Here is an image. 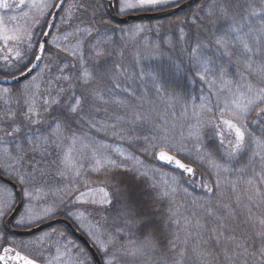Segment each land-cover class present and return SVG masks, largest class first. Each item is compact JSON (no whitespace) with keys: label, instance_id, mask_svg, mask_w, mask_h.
Listing matches in <instances>:
<instances>
[{"label":"snow or ice","instance_id":"snow-or-ice-1","mask_svg":"<svg viewBox=\"0 0 264 264\" xmlns=\"http://www.w3.org/2000/svg\"><path fill=\"white\" fill-rule=\"evenodd\" d=\"M182 3L183 0H114L113 5V0H109V6L116 7V14L125 16L130 11H167L179 8ZM66 4L67 0H0V58L3 60L0 73L5 79L10 76L17 82L21 79L25 81L19 89L25 105L23 118L32 124L44 123L41 107L44 112H50L56 106L63 113V119H56L49 124L51 131L47 135H37L40 130L36 129L35 133L21 141L17 139L21 127L11 123L16 119L12 108L18 103L12 101L13 88L0 87V101L5 105L0 121L9 122L8 128L0 126V264H52V260L45 255L47 249L43 245L53 235L57 237L58 243L60 237L65 241L62 244L63 253L60 247L56 248L55 259L59 260L63 255L68 257V264H97L94 255L76 244L64 230H57L51 224L48 225V230L41 227L58 215H65L72 220L76 229L89 238L100 253L102 264H115L117 257L124 258L125 264L129 258L137 264L143 259L147 264L151 260L150 254L159 248L156 238L158 224L155 219L158 213L151 205L133 199L135 188L140 184L150 189L155 202H167L169 205L166 214L170 224L175 226L171 239L168 240L169 250L177 251V241L181 240L180 232L183 231V244L187 245L190 237L199 238L192 251L201 259L202 264H210L206 258L212 256V252L201 246V242L202 245L208 244L207 240H203L206 226L194 211H189L183 203L178 202L177 194L181 190L187 193L186 188L181 189L180 181L183 176L192 178L197 174L192 163L207 164L214 169L217 176L215 183L219 188L222 183L219 176L230 171L220 161L237 159L253 149V155L264 161V155H261V151H264V0H246L243 5L238 0H211L203 15L199 12L191 14L192 23L203 29L207 36L202 38L199 34H194L189 37L191 51L188 52V61L195 69V77L208 87L216 100L213 104L209 97H202L201 104L193 106L192 118L195 123L188 126L187 136L181 133L179 140L170 134L165 125H152L150 134L137 135V125L151 123L149 114L140 110L143 105H134L131 100L118 97L109 101L105 99L103 92L97 90L98 82L104 80L113 83L114 88L121 89V83L116 80L127 70L111 61L113 52L108 48L113 43L115 33H125V30L113 27L101 32L94 22L83 28L77 25L69 31L66 26L73 19L72 9L78 11L82 5L73 3L65 7ZM234 5L242 7L243 12L235 11ZM33 9L38 15L29 14ZM96 9L102 10L103 5H95L94 16ZM17 10H20L17 15H9V12ZM205 17H216L210 20V30L203 24ZM40 18H44L43 22ZM48 18L59 19L61 27L49 24ZM184 22L186 21H181ZM99 23L110 25L111 21L101 16ZM52 29L57 33L55 37L52 36ZM147 30L144 26L137 25L128 29L127 33L140 34ZM179 32L183 42L188 34L182 27ZM82 36L93 38L88 45L87 58ZM69 37L75 38V44L69 42ZM168 43L170 47H174L170 39ZM154 47L159 50L158 44ZM182 50H186L183 44ZM156 54L154 52L152 55ZM119 55L122 56L123 52L120 51ZM69 57L70 60L67 59ZM45 60L48 63H44ZM53 61L58 62L59 74L54 80L50 78L44 81L42 73L52 70ZM170 61L174 74L187 79L189 69L185 63L171 58ZM42 63L44 66L40 73L33 75ZM229 68H234L245 82L237 84L229 76ZM145 75L158 84L155 69H141L140 76ZM253 80L260 83L253 84ZM42 82L47 85L44 92L48 98H44L41 93ZM123 91L133 100L142 99L130 90V86ZM157 91H163V86L158 84ZM37 97L40 99L39 105ZM88 100L112 103L123 114H108L105 110L109 120L94 121L82 114ZM187 112L185 107L183 115L187 116ZM253 113L255 119H250ZM65 121L80 127L82 132L84 124L97 132L107 133L110 129L111 136L129 145L141 144L137 149L141 155L151 157L162 166H173V170L179 175L166 173L162 167L145 165L140 156L122 145L99 141L87 132L83 135L71 132L65 126ZM251 124L259 126L260 136L252 132ZM34 135L36 139H33ZM5 136L12 139L5 140ZM205 136L209 138L208 145L204 144ZM185 141H195L194 152L187 148ZM25 143L28 148L24 147ZM213 145L214 150L209 151V146ZM30 153H38L40 160L34 159ZM53 156L55 159H48ZM185 160L190 162L186 163ZM49 164L54 167V175L65 182L64 188L56 189L57 193L71 196L72 203L76 205L101 209L120 205L118 215L123 226L112 231H101L100 226L92 223L85 212L79 209L63 211L60 207L64 203L63 195L59 196V203L56 200L49 202L45 192V177L53 175ZM240 171L244 172V169ZM252 172L253 175L242 182L247 186L245 194L248 201L258 208L264 203V165L260 172L255 169ZM89 173H96L97 179H88ZM241 179L238 177L237 181L225 180L223 183L235 190ZM148 181L151 183H147ZM200 186L206 187L209 192L213 191L208 184ZM39 200L43 203H34ZM236 203H241L239 196L236 197ZM191 204L196 206L198 201L193 199ZM199 207L203 205L200 204ZM223 208L226 210L223 216L214 212L211 207L206 209L210 217L214 216L220 222V229L226 228L224 221L235 214L230 205L224 204ZM248 213L251 220L250 207ZM256 220L260 227L256 232L261 240L260 246L250 250L246 243L238 241L234 235L225 237V240L235 244L236 249L242 250L229 255L228 248L224 247L227 260L232 262L236 257L242 259L243 264H249V261L251 264H264V218ZM10 222L13 228L29 229L32 238L18 239L16 233L9 228ZM256 226L253 224V227ZM34 229H39L41 234L37 235L32 231ZM211 231L217 233L218 229L212 228ZM223 236V231H219L215 236L217 244ZM186 250L180 248L174 264H181Z\"/></svg>","mask_w":264,"mask_h":264},{"label":"trees","instance_id":"trees-1","mask_svg":"<svg viewBox=\"0 0 264 264\" xmlns=\"http://www.w3.org/2000/svg\"><path fill=\"white\" fill-rule=\"evenodd\" d=\"M245 2L246 0H238L240 5H243ZM76 3L82 5V7L78 11L73 9V13H75L77 17L73 18L70 22L69 27L72 29L77 25L83 28L94 22L101 32L114 27L117 29L122 28L125 30V33H127L128 29L135 28L137 25L144 26L146 29H148L144 33L140 34H125L119 31L115 33L113 36V43L108 48L109 51L113 52L111 61L114 64L119 63L122 68L127 70V72L124 75L118 77L116 80L117 83H121V89L114 88L113 83L109 82L108 80H104L98 82L96 85L97 90L103 92L105 99L109 101L113 97H118L120 99L131 100V103L134 105H143L140 110L149 114L151 123L137 125L135 128L137 135L144 136L150 134L152 131V125H165L168 127L170 134L175 137V139L179 140L181 133H183L184 136H187L188 126L192 123H195V121L192 117L187 118L186 116L181 115L179 113L181 108L186 106L188 107V110L191 111L192 109L190 108H192L194 105L198 106L201 104L202 97H209L213 104L216 100L215 95L210 93L208 87L197 77H195V69L192 68L190 62L188 61V52L191 51V41L189 40V37L193 36L194 34H199L202 38H206L207 36V33L203 29L192 23L191 14L199 12L200 15H203L204 10L210 6L211 0H203L199 6L176 18L154 23L130 24L125 27L116 26L111 21L105 0H76ZM97 3L102 4L103 9H96V15L94 16L93 10ZM234 10L237 12H243L242 7H235V5ZM101 16H103V18L106 20H110L111 24L108 25L99 23ZM215 18L216 17H205L203 20L205 28L210 30L212 28L210 20ZM197 20H199V17H197ZM181 21L186 22L181 23ZM59 22L60 20H58L56 27H58ZM157 25L160 27L157 28ZM181 27L184 29L185 33L188 34L183 42L180 40L179 29ZM93 35H95V33H93ZM81 38L84 41V51L87 58L88 45L93 38L92 36H82ZM169 39L171 40V43L174 47L169 46ZM71 40V42L75 43V38L72 37ZM157 44L159 45V50L154 47ZM182 44L183 48L186 50H182ZM120 51L123 52L122 56L119 55ZM154 52L157 53L155 56L152 55ZM135 55H139L138 62L135 61ZM170 58L182 60L185 63L186 67L189 69L187 79H185L184 76H177L174 74L170 68ZM67 59L70 60L71 58L69 57ZM44 63H48V61L45 60ZM57 63L58 62L53 61L51 66L52 70L47 72V77L44 78V81H47L50 78L54 80V77L59 74L57 71ZM146 67L148 70H156L158 73V84L163 86V91L158 92V84L154 83L153 80L147 75L143 77L140 76L141 69ZM65 71L67 72V70ZM0 74L2 75V73ZM228 74L234 81H236L237 84H243L245 82L239 75H237L234 68H229ZM252 82L253 84L260 83L258 80H253ZM42 85L43 87H41V93L44 95V98H48L47 94L44 92V89L47 85L45 83ZM21 86L22 85L13 87L12 101L18 103H15V106L12 108V110L16 113L17 121H22L23 119L22 115L20 116V113L23 112H21L22 108L19 105L20 100H18L20 97L18 89H20ZM129 86L130 90L135 92L138 97H142L141 100H133L128 96V93L123 91V89L129 88ZM54 88L55 82L53 83V89ZM78 90L82 91V89ZM110 92L111 95L109 94ZM37 103L38 105L40 103L39 97H37ZM170 107L177 112L168 113V108L170 109ZM97 109H99V111H96ZM105 110L108 114H123V112L116 105L112 103L105 104L101 101L95 100H88L84 104V112L82 114L87 116L89 119H93L94 121L106 122L109 120V116L106 115ZM149 110H152V113H150ZM40 111L44 123L36 124L34 128H32V126H25L23 124L21 126V132L18 135L19 140L24 141L25 137L35 133L36 129L40 130L37 135H47L51 131V129L48 127L49 124H51L56 119H63V113L58 111L56 106H53L52 111L50 112H44L42 107L40 108ZM250 119H255V113H253ZM64 123L65 126L70 129L76 126L74 124H68L67 121ZM28 127H31V129L28 130ZM97 127H100V124H97ZM250 127L256 136H260V129L257 124H251ZM23 128L25 132L22 131ZM79 128L80 127H77V129ZM83 128L85 127L83 126ZM110 132L111 130L109 129L107 133L105 131H99L96 134H93L92 132L88 133L92 136H95V138L99 141H104L112 145H122L124 148L140 156V158L145 159V156L141 155L137 151V149L141 147V144L137 143L129 145L127 142L118 140L111 136ZM81 133L84 134V131ZM33 139H36L35 135L33 136ZM189 144L194 147L195 141H189ZM204 144H209V138L207 136L204 137ZM24 147L28 148L29 146L25 143ZM208 150H214V145L209 146ZM253 151H255V149L250 150L241 157L231 161H220L229 167L230 171L228 173H221L219 176V179L222 181L219 188H217L215 183L217 179V176L214 174L215 170L208 167L207 164L200 165L198 163H192V165L197 168V174L195 178L191 179L183 176L180 181L181 189L186 188L187 193H184L182 190L178 192V202L183 203L185 208L189 211H194L196 213V217L199 218L201 223L206 226L205 231H203V240H207L208 244L202 245L201 242V246L207 247L212 252V256L206 258L210 264H243V260L240 258L234 257L232 262L225 258L223 252L224 247L228 248L229 255H233L234 252L242 251L240 249H236L235 244L232 241L225 240V237L234 235L238 241L246 243L250 250H254L261 244L260 238L256 236V232L260 230L256 218H264V203H262L260 207L257 208L250 201H248L247 195L245 194V188L247 186L242 182L243 179H248L253 175L252 169L260 172L262 165H264V161H261L259 156L253 155ZM30 155H32L34 159L40 160L38 153H30ZM261 155H264V151H261ZM180 158L183 159V157ZM146 160L150 161L152 165H157V163L152 160V158ZM185 162L189 163L190 161L185 160ZM241 169H244V172H241ZM164 170L173 175H179L177 172L168 171L166 169ZM88 175L92 176L91 173ZM92 177H96L97 179V175H93ZM238 177L242 179L237 183L235 190H233L229 184L223 183L225 180L237 181ZM147 183H151V181H148ZM201 184L210 185L213 191L209 192L207 188L205 190V187L200 186ZM45 186H47V182ZM262 190H264V186H262ZM237 196L240 197L241 201L239 205L236 203ZM133 199L139 203L151 205L152 209L158 213L155 219L157 220L158 224L156 238L159 241V248L155 253L150 254L151 260L148 261L147 264H174V261L178 258L177 252L180 250V248H182L181 240L185 239V233L183 231L180 232L181 240L177 241V251H170L168 240L171 239V233L175 230V226L171 225L168 221V216L166 214L167 208L169 207L168 203L155 202L150 189H148L144 184L136 186ZM193 199L198 201V205L194 206L191 204ZM200 204H202L203 207H199ZM224 204L230 205L235 214L234 217H229L224 221L226 228L220 229V222L217 221L214 216L210 217L207 214L206 209L211 207L214 212H217L219 215L223 216L226 211L223 208ZM245 205L248 207H245ZM249 207L254 209V212H251V220H249ZM111 210H114V212L118 214L121 211V206L116 205L115 207H112ZM253 224H256L257 226L253 227ZM212 228H217L218 232L213 233L211 231ZM219 231H223L224 236L221 237L220 243L217 244L215 236L219 233ZM137 235L140 234L137 233ZM198 240L199 238L194 236L192 241L193 246L190 245L186 247V258L182 259L181 264H202L201 259H198L192 251V248L197 245ZM116 264H125V259L122 257L117 258ZM127 264H137V262H132V260L128 259ZM140 264H145L143 259L140 261ZM249 264H251V261H249Z\"/></svg>","mask_w":264,"mask_h":264},{"label":"rangeland","instance_id":"rangeland-1","mask_svg":"<svg viewBox=\"0 0 264 264\" xmlns=\"http://www.w3.org/2000/svg\"><path fill=\"white\" fill-rule=\"evenodd\" d=\"M184 1V0H183ZM37 2H39V0H37ZM73 3H76V0H71L69 3H67L68 5H71V4H73ZM68 5H66L67 7H68ZM20 10H17V11H14V12H9V15H17L18 14V12H19ZM24 11H28V9H24ZM72 12H73V9H72ZM134 13H139L138 11H130L128 14H134ZM30 15H33V14H36V15H38L37 13H36V10L35 9H33L30 13H29ZM64 14V13H63ZM127 14V15H128ZM122 16H124V15H122ZM77 16H76V14L75 13H73V18H76ZM41 19V22H43V19L44 18H40ZM50 18H48V20H49ZM61 21L59 22V25H58V27H61ZM66 27H68V29H69V31L72 29L71 27H69V25H67ZM57 35V33H56V31L54 32V34H53V37H55ZM72 37H69V42L70 43H72V44H75L74 42H71L72 40ZM138 56L139 55H135V61L136 62H138ZM3 63V60H2V58H0V64H2ZM42 66H43V64H42ZM41 68H43V67H41ZM41 68H40V70H41ZM40 70L38 71V73H40ZM42 75H43V77L45 78V77H47V71L46 72H44V73H42ZM43 82L41 83V87H43ZM21 88V87H20ZM19 90V89H18ZM19 92V91H18ZM45 94V93H44ZM19 97V96H18ZM46 97V96H45ZM18 100H20L19 102H20V106H21V108H22V110H21V112H23V110H24V103H23V100L19 97V99ZM185 107L186 106H183L182 108H181V111H179V113L181 114V115H183V113H184V109H185ZM193 108V107H192ZM192 108H190V109H192ZM187 109H188V107H187ZM4 110H5V105H4V103H3V101H0V115H3V113H4ZM152 110H149V112L150 113H152L151 112ZM176 113L177 111L176 110H174V109H172L171 107H170V109L168 108V113ZM22 115V113H20V116ZM185 116V115H184ZM187 118H189V117H192V110L191 111H189L188 110V112H187V116H186ZM22 118H23V115H22ZM11 123H16V124H19V126L21 127L23 124L25 125V126H32V128H34L35 126H36V124H32V123H30L29 121H27V120H25L24 118L22 119V121L20 120V121H17V116H16V119H15V121H13V122H11ZM8 124H9V122H7V121H0V126H3V127H5V128H8ZM85 128H83V131L84 132H92L93 134H96L97 133V131L95 130V129H89L88 128V126L86 125V124H84L83 125ZM31 129V127H28V130H30ZM74 129V130H73ZM77 130V131H76ZM22 131L23 132H25V130H24V128L22 129ZM70 131L71 132H75V133H77L78 135H83V133H81L82 131H81V128H79V129H77V126H75V127H72L71 129H70ZM20 134V133H19ZM18 134V135H19ZM0 135H2V134H0ZM93 137H95V136H93ZM5 138V140H11L12 138H10V137H4ZM19 137L17 136V139H18ZM185 143H186V146H187V148L189 149V150H192L193 152H194V150H195V148L192 146V145H190L189 144V141H185ZM115 145H117V144H115ZM128 151H130V150H128ZM131 152V151H130ZM115 158V157H114ZM145 159H142L143 161H144V163H145V165H148L149 167H151V166H153L152 164H151V162L150 161H147L146 159H151V157H144ZM48 159H55V157L53 156V157H49ZM155 166H157L156 164H154ZM48 167L50 168V169H52V171H53V175H51V176H48V177H45V180H46V182H47V186H45V192L47 193V199L49 200V202H51L52 200H56V202L57 203H59V196H61V195H63L64 196V203L62 204V205H60V207H61V209L63 210V211H68V210H76V209H79L80 211H83V212H85V214L88 216V218H89V220L92 222V223H94V224H98L99 226H100V229H101V231H104L105 229L106 230H108V231H112V230H114L116 227H122L123 226V224H122V221H121V218H120V216L117 214V213H115L114 212V210H111L112 209V207H110V208H107V209H101V208H98V207H93V206H89V205H76V204H73L72 203V197L71 196H69V195H64L63 193H57L56 192V189L57 188H64L65 187V182H62V180L59 178V177H57V176H55L54 175V167L52 166V165H48ZM158 167V166H157ZM163 169V168H162ZM163 171L164 172H166L164 169H163ZM166 173H169V172H166ZM171 174V173H170ZM91 175L93 176H95V175H97L96 173H91ZM92 176H90V175H88V177L87 178H90V180H96V177H92ZM157 179H159V177H157ZM205 190H206V187H205ZM34 203H38V204H42L43 203V201L42 200H39V201H34ZM37 211H39V208L37 209ZM251 212H254V209L253 208H251ZM252 214V213H251ZM57 217H65V218H67L65 215H58ZM56 217V218H57ZM54 228H56L57 230H64V232L66 233V235L70 238V239H72V240H74L68 233H67V231L65 230V229H63V228H61V227H59V226H54ZM48 230V229H47ZM205 231V230H204ZM41 233H39V234H37V235H40ZM30 238H32V237H30ZM193 238H194V236L193 237H190V238H188V243H187V245H184L183 244V240H181V245H182V248H186V247H188V246H193L192 245V241H193ZM26 239H28V238H26ZM59 243L57 242V237L55 236V235H53L51 238H49V239H47L46 241H45V243H44V248L45 249H47V251H46V253H45V255H46V257L48 258V259H50V260H52V264H68V257L67 256H63V255H61V258L59 259V260H57V259H55V257L57 256V253H56V248L57 247H60L61 248V252L63 253V251H64V249H63V247H62V244L63 243H65V241H64V239H63V237H60L59 238ZM75 241V240H74ZM75 243L76 244H78L79 245V243L77 242V241H75ZM81 246V245H80ZM82 247V246H81ZM83 248V247H82ZM84 249V248H83ZM75 252V250L73 249V253ZM117 258H119V257H117ZM184 258H186V256L184 255V257H183V259ZM129 260H131L130 258H129ZM117 261V260H116ZM116 261H115V264H116ZM132 262H133V260H132Z\"/></svg>","mask_w":264,"mask_h":264},{"label":"water","instance_id":"water-1","mask_svg":"<svg viewBox=\"0 0 264 264\" xmlns=\"http://www.w3.org/2000/svg\"><path fill=\"white\" fill-rule=\"evenodd\" d=\"M203 0H186L184 1L179 8H171L167 11H162V12H145V13H139V14H133V15H128V16H120L116 14V7L115 6H109V0H106L107 4V9L109 12V16L111 20L118 26H126L131 23H142V22H157V21H163L167 20L170 18H174L176 16H179L194 7L198 6ZM68 2V0H67ZM113 5H114V0H113ZM61 14V13H60ZM58 19H51L49 20V24H55L57 23ZM54 29H52L53 33ZM41 64L38 66L36 71L33 73V75L39 70ZM25 81L21 79L20 82H17L16 80H13L11 77H8L7 79L3 78V76L0 75V85L3 86H16L24 83ZM162 166V165H161ZM166 167L170 170H173V166H163ZM193 167V166H192ZM187 176V175H186ZM193 178V177H192ZM7 178L5 177V180ZM14 215V214H13ZM51 224L53 227L54 226H63L67 229H69L74 237L82 243V245L94 255V258L97 260V264H102V261L100 260V257L98 253L95 251L93 246L90 244V242L74 227V225L67 219L65 218H57L51 221L46 222L44 225L41 227L45 228L46 230L48 229V225ZM9 228L11 229L12 232L16 233L17 238L23 237V238H28L31 237L29 235L30 230L29 229H24V230H19L15 229L12 227L11 222L9 223ZM32 231H35L36 234H39V229H34ZM10 264H15V262H10Z\"/></svg>","mask_w":264,"mask_h":264},{"label":"flooded vegetation","instance_id":"flooded-vegetation-1","mask_svg":"<svg viewBox=\"0 0 264 264\" xmlns=\"http://www.w3.org/2000/svg\"><path fill=\"white\" fill-rule=\"evenodd\" d=\"M83 233V232H82ZM84 234V233H83Z\"/></svg>","mask_w":264,"mask_h":264}]
</instances>
